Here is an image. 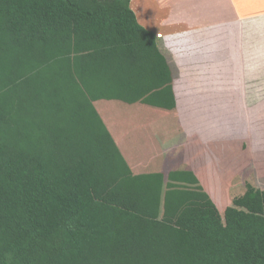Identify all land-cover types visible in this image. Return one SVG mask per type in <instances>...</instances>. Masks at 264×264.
Segmentation results:
<instances>
[{
  "label": "trees",
  "instance_id": "1",
  "mask_svg": "<svg viewBox=\"0 0 264 264\" xmlns=\"http://www.w3.org/2000/svg\"><path fill=\"white\" fill-rule=\"evenodd\" d=\"M130 0H0V264H264V189L137 175L95 102L174 110Z\"/></svg>",
  "mask_w": 264,
  "mask_h": 264
},
{
  "label": "crops",
  "instance_id": "2",
  "mask_svg": "<svg viewBox=\"0 0 264 264\" xmlns=\"http://www.w3.org/2000/svg\"><path fill=\"white\" fill-rule=\"evenodd\" d=\"M130 1L139 23L163 39L177 60L181 51L195 53L197 67L206 72H200V76L212 83L213 97L264 100V0ZM178 105L177 102L174 110ZM95 106L124 157L129 159L134 174H168L172 170L190 168L214 200L213 186L205 179L204 170L209 167L208 155L211 158L217 155L218 142L211 146L205 141L196 147L194 154V147L188 144L191 134L188 126L181 125L185 135L182 141L174 132L178 128L168 121L157 125L152 113L149 114L150 111L165 114L171 110L106 98L96 101ZM126 109L128 114L124 112ZM148 120L152 122L147 123ZM165 131H172L173 140L178 144L172 154L161 152L159 140L154 144L149 141L156 132L161 135ZM260 132L263 143L264 128H260ZM179 146L183 148L178 149ZM154 155L156 159L150 162L149 169L146 164ZM215 203L223 211L230 201L224 200L221 205Z\"/></svg>",
  "mask_w": 264,
  "mask_h": 264
},
{
  "label": "rangeland",
  "instance_id": "3",
  "mask_svg": "<svg viewBox=\"0 0 264 264\" xmlns=\"http://www.w3.org/2000/svg\"><path fill=\"white\" fill-rule=\"evenodd\" d=\"M170 53L175 68V93L179 105L177 110L165 114L150 111L155 123L158 125L168 121V124L178 128L174 132L180 140L185 137L181 125L188 126L191 131L188 144L194 147V154L197 152L196 147L206 143L205 141L206 145L211 146L218 142L215 147L218 153L216 156L213 154L214 159L208 155L209 167L204 170V174L205 179L225 200L230 201L242 195L246 191V182L264 189V141L261 143L260 140V128H264V100L213 97L212 83L200 76L206 72L197 67L195 53L191 50L181 51L182 55L178 60L171 51ZM96 106L99 107L100 104ZM124 112L128 114L127 109ZM131 117L134 121V117ZM150 122L152 121H147ZM159 134L156 132L149 141L154 144L159 140L161 152L172 154L178 145L173 140L174 133L165 131ZM154 156L146 164L149 169L150 162L156 159ZM212 164L214 168L211 167Z\"/></svg>",
  "mask_w": 264,
  "mask_h": 264
}]
</instances>
